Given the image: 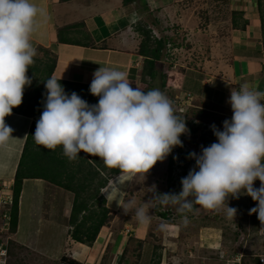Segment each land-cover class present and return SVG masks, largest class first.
I'll return each instance as SVG.
<instances>
[{
  "label": "clouds",
  "instance_id": "1",
  "mask_svg": "<svg viewBox=\"0 0 264 264\" xmlns=\"http://www.w3.org/2000/svg\"><path fill=\"white\" fill-rule=\"evenodd\" d=\"M44 14V9L33 0H0V146L13 137V129L4 118L22 103L25 87L32 83L27 71L36 53L30 38L38 27L37 17ZM153 32L158 35L154 29ZM59 81L55 77L45 80L43 111L32 135L37 145L52 151L62 146L69 160L83 151L101 159L106 168L132 175L147 173L158 161H164L175 147H184L180 137L189 135L190 130L185 119L175 115L173 106H181L175 96L189 92L191 103L195 96L182 85L166 86L167 94L159 89L144 91L138 86L132 87L126 72L100 67L94 71L89 85V92L99 99L89 104L75 91L66 92ZM262 101L264 92L252 90L245 84L231 88L227 100L233 113L231 118L222 122V129L214 123L210 126L216 141L201 146L199 153L195 148L193 151L183 149L195 164L188 173H184L185 169L181 172L179 193H159L153 186L149 189L152 198L143 205L136 206L130 200L131 206L119 203L124 213H131L138 223L144 224L151 218L149 210L152 208L146 206L150 201L175 206L177 213L183 215L194 205L218 210L229 197L239 199L240 195H248L257 202L249 214L257 213L264 224ZM256 180L260 181L258 188L254 186ZM13 184L14 181L11 187ZM236 213L237 209L227 204L226 217L233 219ZM183 222H188L186 215ZM5 237L9 264V243L16 238L10 231Z\"/></svg>",
  "mask_w": 264,
  "mask_h": 264
},
{
  "label": "rangeland",
  "instance_id": "2",
  "mask_svg": "<svg viewBox=\"0 0 264 264\" xmlns=\"http://www.w3.org/2000/svg\"><path fill=\"white\" fill-rule=\"evenodd\" d=\"M172 1L174 4L173 11L163 9V7L146 11L147 20H153L155 17L162 24L155 27L151 26L147 20L142 21L152 31L155 38L158 35V37L165 35L170 37L173 42L168 47L170 50L167 53L165 51L164 72L175 70V72L183 74L187 69L193 68L198 69L202 73L201 75L206 77L208 67L215 60V49L222 43H226V41L224 42L225 37L229 30L237 25L236 21L241 22L242 14H238L239 11H237L241 0ZM157 5L154 4L155 7ZM153 29L158 35H155ZM186 82L183 85L184 89L196 92L193 90H197L195 82L192 80H186ZM210 82L208 80L206 84ZM160 83L148 82L149 89L146 88V91L159 89L167 94V87L162 89ZM28 91L33 93L34 88L29 89L28 87L26 92L28 93ZM23 104L22 102L16 108L22 107ZM173 108L181 120L185 119L190 134L181 138L184 147H175L164 161H158L147 173L135 175L112 173L111 169L104 168L101 159L95 157L97 165L100 164V167L95 164L99 175L95 185L91 186L92 190H89L93 193L98 180L109 177V183L101 189V193H107V189H111L110 198L113 204L110 201L108 204L114 208H120V212L116 215L117 211L111 207L114 212L106 226L113 225L115 230L121 227V229L124 228V231L131 230L132 227L138 228L137 234L132 232L135 235L129 238L128 245L121 256L116 257V264H227L229 260L232 262V259L239 253L243 254L241 264H257V254L264 253V234L259 231L258 214H249V210L255 207L257 202L248 195H240L239 199L229 197L228 201L225 200L224 205L218 210L204 209L199 205H194L191 211L183 214L188 218L186 224L183 222V215L177 213L176 207L172 205L164 206L156 201H150V204L146 206L152 208L149 210L151 218L147 223L141 225L130 213L125 214L120 206L123 202L126 203L125 206H131L128 203L129 200L133 201L136 206L143 205L144 202L152 198L153 193L149 189L153 186L159 193H179L182 187L180 180L183 177L181 172L186 167L191 169L195 164L186 157L183 149L191 148L193 151L195 148V152L199 153L201 146H204L202 139L207 146L215 142L216 137L210 126L214 123L222 129V122L225 119H230L233 114L232 110L225 107L208 101L201 103L197 99L184 108L181 106H173ZM35 128L36 125L33 128V134ZM24 145L18 149V152L22 153ZM33 145L31 150H35V153L32 152L31 156L41 161V154H36V150H40V147L36 143ZM60 152L63 154V149ZM174 156L177 159H173ZM95 161L93 159V162ZM172 162L173 171L171 170ZM186 162H189L190 166L184 167ZM77 164H82L80 156L72 165L76 166ZM83 165H87V163L85 162ZM17 166L14 165L8 172H3L8 170L4 165L0 167L2 169L0 171V187H3L0 189V195L3 194L7 197L12 194L10 184L14 181L13 170ZM100 168L104 169L101 170ZM125 179H127V184L123 185ZM34 182L38 187L42 184L39 180ZM254 186L258 188L260 181H254ZM51 190L52 195L46 198V202H48L46 206L49 209L46 215L58 220L64 219L67 215L70 220L75 194L71 195L70 200L68 195L63 192L64 189L51 185ZM65 192L72 193L73 191L65 190ZM40 195L41 192L37 191L32 196L36 204L39 203ZM21 199L23 205L21 212H29L32 205L30 195L25 193L22 197L21 194ZM68 200L70 204H68ZM227 204L237 209L233 219L226 217ZM96 205L98 206L99 203ZM2 208L4 207L2 206ZM59 208L62 210L60 216H58ZM161 212L167 213L166 217L161 216ZM112 221L114 223L110 224ZM44 231L47 232L45 229ZM106 232H108L107 229L99 235L104 236ZM12 249L11 264H60L59 260H53L42 253L40 254L39 251L30 250L25 246H13ZM108 263V257H105L100 264Z\"/></svg>",
  "mask_w": 264,
  "mask_h": 264
},
{
  "label": "crops",
  "instance_id": "3",
  "mask_svg": "<svg viewBox=\"0 0 264 264\" xmlns=\"http://www.w3.org/2000/svg\"><path fill=\"white\" fill-rule=\"evenodd\" d=\"M261 1L264 6V0ZM33 2L44 9L45 14L37 17L38 27L30 38L36 53L33 64L28 68L33 73L32 80L36 83L45 82L48 78L55 77L69 91L71 87L77 89L78 94L88 88L85 84L90 85L94 71L100 67L124 71L132 81V87H140L146 57L140 51L143 35L138 27L144 25L142 21L147 20L146 11L159 7L173 11L174 7L172 0ZM154 4L158 5L155 7ZM237 9L238 14H242L241 22L236 21L237 25L232 27L225 37L226 43L215 49V60L208 67L207 76H202L198 69H187L183 73L184 82L181 86L184 89L186 80H192L197 86V90L193 89L196 92H192L197 101H208L229 110L231 106L227 100L230 97V89L238 87V84L264 92V26L259 0H241ZM153 20L147 22L155 27L162 24L158 18L154 17ZM60 33L63 38H60ZM165 62V56L158 62L162 72L165 70ZM49 71H52V74L47 76ZM145 78V82H161L160 78L153 80L149 75ZM208 80L212 83L206 84ZM33 87L34 85H30L29 89ZM4 119L13 129V137L7 144L0 146V167L4 165L8 170L3 172H8L14 165H18L21 155L18 149L25 144L33 117L12 111ZM17 167L13 170V176ZM36 180L42 183L41 186L35 184ZM124 182L123 185H126L127 179ZM51 185L54 184L42 178L24 179L22 197L28 193L32 199L37 191L41 192V195L38 204L32 199L29 212H21V199L18 230L14 234L17 242L53 260H60L62 256L68 255L82 264H100L108 257V264H116V257L121 256L128 245L127 241L135 235L132 232H136L138 228L132 227L131 230L124 231V228L115 230L113 225H107L100 233L105 229L108 232L104 236L98 235L92 245L76 241L71 237L72 228L67 215L61 220L46 215L49 211L46 198L52 195ZM65 190L63 192L70 199L73 192ZM109 198L108 195V203H112ZM108 206L114 208L110 204ZM114 209L117 215L120 208ZM58 211L60 216L62 210L59 208ZM112 223L114 221L110 224ZM24 230L26 231L23 232Z\"/></svg>",
  "mask_w": 264,
  "mask_h": 264
},
{
  "label": "trees",
  "instance_id": "4",
  "mask_svg": "<svg viewBox=\"0 0 264 264\" xmlns=\"http://www.w3.org/2000/svg\"><path fill=\"white\" fill-rule=\"evenodd\" d=\"M126 2L129 0H125ZM263 2L259 0V7L262 10V20L264 26V6ZM139 31L143 35V40L141 43L140 51L146 57V66L143 70V78L141 82L140 88L146 91V88L149 89L148 82L146 78L148 75L151 79L160 78L161 79V87L166 86H174L178 85L181 86L183 83V74L180 72L168 71L167 73L160 71L158 67V62L163 59L165 56V50L167 48L168 43H173L170 37L165 35L161 36V38H155L152 35V31L147 28V25H140L138 27ZM60 38L63 36L60 33ZM32 72L28 69L27 75L32 80ZM52 71L47 73L51 75ZM68 83V82H66ZM45 82L35 83L32 80L31 86L34 85V92L33 93H26V89L29 87H25L24 94L22 97V102L24 103L22 107L16 108L14 107L12 111H17L22 114L32 116L34 121L32 123L30 132L27 136L25 141L24 149L20 156L18 168L16 170V174L14 176V184L12 187V195H13V204L9 205L10 212L12 215V222L10 233H16L18 230V223H19V211H20V196L23 189L24 179L26 178H42L50 183L54 184L57 187H62L66 190H71L75 194L72 212L70 215V225L72 228L71 236L74 240L80 241L83 243H87L92 245V243L98 237L101 229L109 223L110 218L112 217V213L114 212L112 208L108 205V195L110 196L109 188L106 192L101 193V189L106 187L109 183V177L102 178L98 180L97 186L94 189L95 191L92 193L89 189L91 186L95 185L97 181V177L99 172L96 169L100 167V164L97 165V159L95 157L90 156L89 154L84 153L81 151L79 154L82 159V164H77L73 166L76 158L73 160H69L64 154L60 151L62 146H58L56 150H47L39 145L40 150H36V154H41V161L34 159L32 157V152L35 150H31L34 146L33 143V128L36 125L37 120L40 118L41 113L43 111V100L44 94L46 93V89L44 87ZM64 86V85H63ZM88 88L84 89V91H79L82 94H78V90L71 87L69 91L65 86V91L69 94L72 91H75L81 98L88 101L89 104H94L98 102V97L93 96L89 92V85ZM28 103V104H27ZM24 105H26L24 107ZM178 118H180L177 114H175ZM184 137L181 135L180 138ZM202 144H205L204 139H202ZM37 145V144H36ZM35 153V152H34ZM184 153V152H183ZM186 157H188V153H185ZM32 159V160H31ZM93 159L96 161L93 162ZM37 160V161H35ZM184 160V159H183ZM87 165H83L84 163ZM195 163V161H192ZM96 164V166H95ZM188 162L183 166H188ZM190 166V165H189ZM105 168V166H104ZM104 168H100L101 170ZM173 171V162H172V169ZM190 170L187 167L184 173H188ZM112 173H120L118 169H111ZM170 171V172H172ZM83 176L81 177V175ZM181 181V180H180ZM92 190V189H91ZM99 203L97 206L96 204ZM161 216L166 217L167 213L161 212ZM10 260L9 264H11L12 259V252L13 246L22 247V244H19L16 239H12L10 241ZM257 264H259V258L256 257ZM60 264H82L80 261L76 260L75 258L64 255L59 260Z\"/></svg>",
  "mask_w": 264,
  "mask_h": 264
},
{
  "label": "built area",
  "instance_id": "5",
  "mask_svg": "<svg viewBox=\"0 0 264 264\" xmlns=\"http://www.w3.org/2000/svg\"><path fill=\"white\" fill-rule=\"evenodd\" d=\"M191 100L192 95L189 92H183L175 96V101L181 106L190 104ZM12 204V195H8L7 197H5L4 195L0 196V264H8V241L5 239V235L10 231L11 228L12 218L10 207L8 206ZM2 206L4 208H2ZM259 229L264 234V224H262L261 222ZM239 254H236V256L232 259V262H230L229 260L227 264H241V258L243 257V254ZM257 257L259 258V264H264V253L257 254Z\"/></svg>",
  "mask_w": 264,
  "mask_h": 264
}]
</instances>
